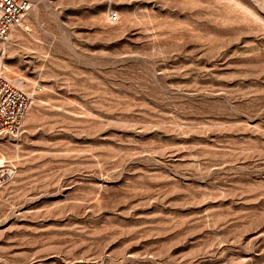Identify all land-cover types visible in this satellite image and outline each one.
<instances>
[{
    "label": "rangeland",
    "instance_id": "rangeland-1",
    "mask_svg": "<svg viewBox=\"0 0 264 264\" xmlns=\"http://www.w3.org/2000/svg\"><path fill=\"white\" fill-rule=\"evenodd\" d=\"M25 1L0 264H264V0Z\"/></svg>",
    "mask_w": 264,
    "mask_h": 264
},
{
    "label": "built area",
    "instance_id": "built-area-1",
    "mask_svg": "<svg viewBox=\"0 0 264 264\" xmlns=\"http://www.w3.org/2000/svg\"><path fill=\"white\" fill-rule=\"evenodd\" d=\"M30 5L25 0H0V42L3 43L26 18ZM116 13L109 16L110 22L117 21ZM27 94L16 89L0 71V143L16 139L21 121L30 107ZM14 175L11 165L0 163V187L8 184Z\"/></svg>",
    "mask_w": 264,
    "mask_h": 264
},
{
    "label": "bare ground",
    "instance_id": "bare-ground-1",
    "mask_svg": "<svg viewBox=\"0 0 264 264\" xmlns=\"http://www.w3.org/2000/svg\"><path fill=\"white\" fill-rule=\"evenodd\" d=\"M19 29H17L15 32L9 34V36L7 37V40L3 43V45H1L2 48H5L6 45H9V40H14V39H17L20 35H21V32L20 31H23L25 29V25L24 23H21L19 26H18ZM7 42V43H6ZM1 48V50H2ZM3 52V51H2ZM13 84L15 85H18L20 83V79H17V78H11L10 80ZM24 118V117H23Z\"/></svg>",
    "mask_w": 264,
    "mask_h": 264
}]
</instances>
